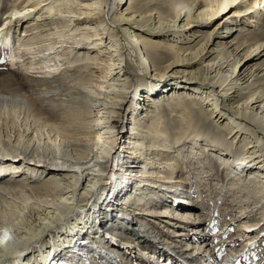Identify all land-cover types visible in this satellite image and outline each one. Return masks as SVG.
Wrapping results in <instances>:
<instances>
[{
  "label": "bare ground",
  "instance_id": "obj_1",
  "mask_svg": "<svg viewBox=\"0 0 264 264\" xmlns=\"http://www.w3.org/2000/svg\"><path fill=\"white\" fill-rule=\"evenodd\" d=\"M35 44L40 57L31 65L43 75L21 74L20 85L13 67ZM100 45L103 58L94 53ZM4 50L11 68L0 77V264H79L80 253L89 264H114V238L136 246L159 239L135 210L144 208L125 207L131 197H154L145 212L162 216L157 222L196 223L193 209L205 198L192 209L174 194L189 189L188 144L192 155L216 154L231 183L264 203V0H13L0 21ZM132 106L128 129H119L114 118ZM127 217L140 223L129 228ZM253 225L264 223L244 226ZM102 226L107 239L97 234ZM255 234L225 263L254 249ZM137 252L152 264L175 263L161 251Z\"/></svg>",
  "mask_w": 264,
  "mask_h": 264
},
{
  "label": "rangeland",
  "instance_id": "obj_2",
  "mask_svg": "<svg viewBox=\"0 0 264 264\" xmlns=\"http://www.w3.org/2000/svg\"><path fill=\"white\" fill-rule=\"evenodd\" d=\"M12 1L13 0H0V21L3 20L4 14L9 9L10 5L12 4ZM238 4H239V1H238ZM240 4H241V2H240ZM221 31L224 32L225 28H222ZM15 37H17V36L15 35ZM15 37L13 36L10 38L14 39ZM65 39H66V41L71 42V39H67L66 37H65ZM48 42H43L42 44H45ZM86 42L89 43V41H86ZM11 45L13 46V44H11ZM35 45H34L35 46L34 48L24 51V55L22 58L23 60L20 59L23 62L22 63L20 62V64L17 63L13 67L14 70L12 69L13 70L12 71L13 80L15 79L16 82L18 81V84H20V85L26 84V81L21 74H24L25 76H27L30 79H34L35 76L43 75V73L41 72L42 70L34 68L35 65H33V64L31 65V63L38 62V59L40 57V55L38 54L37 51L41 49V45L40 44H35ZM12 46H11V48H12ZM99 47H97L98 49L94 53H96L97 57L99 56L100 58H103V56L107 54V52H105L107 50H105L102 45H100ZM11 48H10V51H11ZM103 50H105V51H103ZM10 51H8V53ZM98 51H100V52H98ZM97 52H98V54H97ZM72 55H73V53H72ZM33 56H34V58H32ZM8 57H9V60H8V58L6 59V56L0 57V77L2 75H4L5 73L9 72V70L11 68V67H9L10 64L7 63V61H10V54ZM93 71H94V73H92V75L94 74L96 77L93 76L92 78L94 80H98L100 70L97 68H94V69L92 68L91 72H93ZM126 72L128 74H130V71H128L127 69H126ZM139 78H140V76H139ZM23 87H24V90L29 89V86H27V85H24ZM132 107L128 108L125 111H122V113L120 114V118H114V121L116 122V124H115L116 127H118L121 130L124 129V131H126L128 129L129 123H130V115H132V112L135 111L134 110L135 108L134 107L132 108ZM55 111H56L57 115H61V114L63 115L64 114L62 110H56L55 109ZM203 143H204L203 140H201L199 145L203 144ZM188 145L193 146L194 144H188ZM188 145H186L185 147L182 146V148L184 150L182 152V154L184 156L189 154L188 160H190V163H194V164H192V167L194 169L192 168L190 170L191 173L189 174V177L187 178V180L189 182V187H188L189 189L187 190V188L181 187L178 192H175L176 190H172V191L175 192L174 193L175 195L182 196V200H184L186 203L182 202V200H180V202H182L184 205H186L190 208H192V206L193 207L195 206L197 198H199V199L205 198L203 200V202L202 201L200 202V200H197L200 202V203L198 202V204H197L198 207L195 206L194 209L192 208L194 210L193 211L194 215H192L191 218L192 219L196 218V219H200V220H196V223H189L186 225L182 224L181 226H173L171 223L165 224L162 222H157L155 218L161 219L162 216H156L155 217L154 215L148 214V212H145L147 210L146 208L152 207L151 205H152V201L154 200V197L151 201H149L151 198L150 196L147 197L146 199L144 198V201H145L144 204L143 203L134 204L135 201L131 197L133 192L130 189V192H131L130 197L131 198H128L126 200V204H125L126 206L125 207L126 208L129 207V209L132 208V210H133V208H139V207L144 208V209H135V210H137V211L139 210L138 212H140V215L144 216L146 219H148L147 221H149L150 225L152 224L150 230L152 232H156V234H158L159 239L155 238V241L153 242V239H151V237H149V240L152 242L148 241L147 243L149 244V246L152 245L151 246L152 249H151V248H148L149 246L147 245V243L146 244H140L139 243L138 244L139 246H136L135 242H133L134 244L133 243L128 244V243H123L122 239L119 240L117 237L114 238L113 240H111V244H112V247L115 248L116 252L113 251V252H115V254H113V256L110 257V261L113 262L114 264H152L147 260V258H146L147 256H143V255L138 254L137 251L139 250V247H143L144 249H146L148 251V253H151V250L161 251L160 255H162V256H165L164 255L165 251H167L168 249L172 250L175 254V257L177 259L182 260L186 264H190V263H192V264H204V263L217 264L216 260H213V259H216L222 255L230 254L231 251H233V252L240 251L242 249V247L244 246L245 241H247L249 239H253V234L255 231H256L255 233H257L259 228L264 229V226L263 227H257V226L253 225L254 227L252 226L251 228H254L255 230L250 232L247 230L248 228L244 226L247 224H252V223L254 224L256 222H260V224L264 223V220L262 218V212H264V207H263L264 203L263 202L259 203L257 201L258 200L257 195L252 194L251 192H248V190L242 189L243 188L242 185H239L236 183L232 184L231 180H230V176L227 177L226 170L223 169V167L217 163V158L215 157L216 154H214L212 151L207 152V153L205 152L204 155H200V154L196 155V152H194L195 154L193 153V155H192L191 153H189ZM125 146L126 145L123 141V137L120 136L119 140L117 139L116 148H118V151L121 152V151L126 150ZM201 148L198 146V148L196 147V149H194V150L197 151V153H198L199 151H201ZM183 155H179L177 159L179 161H182V160L184 161V159H182ZM2 156H4V155H2ZM2 156H0V158ZM4 157H7V156H4ZM184 158L187 159L186 157H184ZM197 161H199L200 164L199 163L197 164L196 163ZM188 165L191 166L189 163H188ZM111 167H114V165L113 166L111 165ZM132 183L133 182H131L130 185ZM227 183L231 184V186H233V188H230V185H228ZM226 187L230 190V192H228V191L225 192ZM103 188H105V189H103L104 191L102 192V195L104 197L107 189L109 188V184H107V185L104 184ZM223 188H225V189H223ZM185 190H187L186 193L184 192ZM127 192H129V191H127ZM127 192H125V193H127ZM122 193H124V192H122ZM222 195L224 196V198L218 199L219 197H223ZM179 196H177V197H179ZM106 197H108V195ZM216 201L218 203H216ZM214 203H216L217 205L215 207H212V205ZM149 204H150V206H149ZM261 205H262V207H261ZM114 208H116V207H114ZM113 214H115V213H113ZM116 215H118V214H116ZM153 217H155V218H153ZM197 217H199V218H197ZM150 218H152V219L149 220ZM129 219H130L129 217L126 218L129 228L135 226L134 223H140V221L135 220V222H134V221H132V219H130L131 222H129L130 221ZM209 219H211V220H209ZM164 222H167V221H164ZM241 222H243V224H241ZM117 223H119V222H117ZM108 224L110 227L114 226L113 223L110 224L107 222V224H105L106 225L105 227H109ZM168 227H170V230H173V231H175V230L177 231V229H178L179 231H182L184 234L181 236H174L173 232L168 231L169 235H167L166 230H168ZM220 227H223L222 232L226 230V233L222 234L221 236H215L217 233H219ZM117 229H121V228H117ZM131 229L134 230V228H131ZM241 229H243V230H241ZM106 231L107 230H104V227H103V228L98 230L97 234H99V232H100L99 235L102 234V236H106V238L105 237H102V238L107 239V238H109L110 235H107ZM142 231H140V234L146 233L145 231H143V232ZM82 232H84V230H82ZM82 232H79V234L76 237L77 239H79L78 237H81L82 234H84ZM92 235H93V233H90V236H92ZM170 235H172L175 238H171ZM166 236L169 239L165 238ZM97 237H98V235H97ZM105 239H102V241L103 240L105 241ZM48 240H50V238H49V236H46L44 243L48 242ZM165 243L166 244L171 243L172 245H170L171 247L168 246V248H167V246H164V245H166ZM174 245H176L177 247H173ZM198 247H201V248H198ZM92 248H93L92 245H90V249H92ZM183 249H186V251ZM96 252H98V251H96ZM196 252H197V254H196ZM201 252H202V255H205V256H201ZM59 253L60 254H58V256L62 254V251H60ZM255 253L256 254L258 253L259 256H257V255H256L257 257L254 256ZM185 254L186 255L189 254L192 257V260H189L190 263H188L187 257H184ZM244 255H246V259H245L243 264H264V238H261L259 240V242L256 244V247L254 249L248 250V252L244 253ZM78 258H79L78 260H80L79 264H89L87 258L84 255H81V253H80ZM116 258H118V259H116ZM125 259H127V261ZM219 259H220V257H219ZM141 261L143 263H141ZM175 261L180 262L179 260H176V259H175ZM160 262L163 263V261H160ZM45 264H49V262H46ZM50 264H54V261H51ZM182 264H184V263H182Z\"/></svg>",
  "mask_w": 264,
  "mask_h": 264
}]
</instances>
